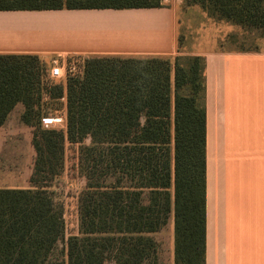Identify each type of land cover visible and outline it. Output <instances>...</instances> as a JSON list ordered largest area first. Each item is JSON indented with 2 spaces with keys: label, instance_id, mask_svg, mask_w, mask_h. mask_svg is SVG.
<instances>
[{
  "label": "trees",
  "instance_id": "1",
  "mask_svg": "<svg viewBox=\"0 0 264 264\" xmlns=\"http://www.w3.org/2000/svg\"><path fill=\"white\" fill-rule=\"evenodd\" d=\"M198 1L219 19L264 25V0ZM161 6L162 0H0V9ZM76 58L80 70L54 79L45 95L66 101L61 130L45 127L44 117L40 124L45 63L35 54H0V128L23 102L35 149L32 185L0 187V264H162L153 234L172 216L174 264H205L204 56ZM67 142L80 144L86 185L79 232L68 237L60 259L54 252L65 234L64 207L44 183L62 173Z\"/></svg>",
  "mask_w": 264,
  "mask_h": 264
},
{
  "label": "crops",
  "instance_id": "2",
  "mask_svg": "<svg viewBox=\"0 0 264 264\" xmlns=\"http://www.w3.org/2000/svg\"><path fill=\"white\" fill-rule=\"evenodd\" d=\"M182 1L149 8L0 9V54H35L50 65L55 57L174 59ZM192 54L204 56L205 264H264V46ZM14 112L0 128V172L30 183L34 127L15 121ZM63 121L67 125V115Z\"/></svg>",
  "mask_w": 264,
  "mask_h": 264
},
{
  "label": "rangeland",
  "instance_id": "3",
  "mask_svg": "<svg viewBox=\"0 0 264 264\" xmlns=\"http://www.w3.org/2000/svg\"><path fill=\"white\" fill-rule=\"evenodd\" d=\"M179 29V54L195 55L192 52L200 51L206 48L220 49H258L264 46V25L252 26L219 19L209 12L198 0H183L181 8L177 12ZM174 60V59H173ZM182 63L187 64V59H182ZM51 67L50 63H45L43 73V97L41 105L42 126L43 117L54 118L50 127L66 130L67 125L63 117L67 115L66 101L52 102L50 98L45 99L49 89L57 81L47 77V71ZM79 67L69 72H77ZM46 72V74H45ZM46 76V77H45ZM15 121L24 122L22 115L25 111L23 102L16 104L14 108ZM45 125V124H44ZM45 127H47L45 125ZM87 143L89 141H86ZM79 143H66L65 147V165L62 173L53 181L45 182L47 188L52 191L64 207V217L66 223L65 234L59 240L54 252V256L60 259L66 258L67 239L71 234L79 232V212L78 199L86 185V179L79 172ZM4 163L3 165H7ZM12 164V163H9ZM31 186L28 180L24 178H15L6 170L0 172V184ZM153 237L160 244L162 264H174V218H170L168 224L159 232L153 234ZM106 264H111L108 261Z\"/></svg>",
  "mask_w": 264,
  "mask_h": 264
},
{
  "label": "built area",
  "instance_id": "4",
  "mask_svg": "<svg viewBox=\"0 0 264 264\" xmlns=\"http://www.w3.org/2000/svg\"><path fill=\"white\" fill-rule=\"evenodd\" d=\"M79 67L80 70V59L76 57H70L68 59H60L55 57L51 61V67L48 72V76L51 79H66L69 72L76 70ZM53 119L51 117H44L43 123L50 127L53 124Z\"/></svg>",
  "mask_w": 264,
  "mask_h": 264
}]
</instances>
